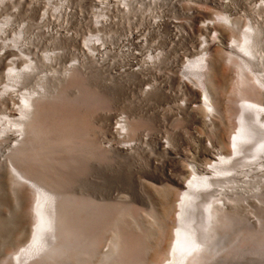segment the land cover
Returning a JSON list of instances; mask_svg holds the SVG:
<instances>
[{
  "label": "rangeland",
  "instance_id": "obj_1",
  "mask_svg": "<svg viewBox=\"0 0 264 264\" xmlns=\"http://www.w3.org/2000/svg\"><path fill=\"white\" fill-rule=\"evenodd\" d=\"M9 1L11 0H6L0 8V20L8 16L13 21L5 37L8 35L7 40L10 42L17 29L25 28V37L30 40L33 38L28 52L30 55L36 53V61L39 64L36 74L21 85V90L37 88L36 77L47 75L49 79L46 78L43 84L45 83L48 94L60 95L59 92H62L63 97L62 101L50 105L51 119L56 127L59 126L57 129L60 132L66 129L64 133L70 132L74 137L70 150L57 151L58 157L55 154L57 163L37 164L36 168L43 171L41 174L45 177L64 185H61L63 192L95 197L104 211H110L103 214V235L99 252L94 254L88 264H110L117 258L119 251L114 250V243L117 239L115 230L118 227L124 236L127 234L130 247L140 252L137 264H162L167 247L165 239L163 242L157 239L161 232L159 224L162 221L168 233H173L181 185L190 177V165L194 162L203 164L216 157L217 153L229 155L232 151L229 138L235 126L232 113L234 70L225 60L228 50L223 46L222 49L216 47L213 50H217L218 54H215L220 59V70L226 74L221 85L223 90L220 88L224 105L222 111L214 116V121L218 123L216 127L205 123L204 106L200 104L202 108H190L197 107L199 102L191 101L187 90L184 94L179 90L182 89L180 68L187 59L196 56L195 51L200 40L209 39L214 34L212 31L200 30V25L213 19L224 23L218 16L228 13L232 17L234 13L232 18L236 17L237 26L231 36L237 38L232 39L238 40V37L241 38L240 32L249 22L250 25L255 22L254 25H263V9L257 6L262 0H134L129 12H124L120 6L111 5L105 15L109 20L104 22L103 17L99 15V2L103 0H68L71 14L67 18L58 17L55 13L57 0H20L19 5V0ZM223 2H230L232 10L228 5L227 10L222 5ZM45 9L50 13L47 16V22L51 25L49 32L45 31V23L41 20ZM193 10L196 11V20L192 24L190 16ZM160 15L164 19L161 28H151L155 16ZM190 25H194L193 28ZM131 29L137 30L140 38L143 33L148 32L145 44L131 43V53L136 55L134 59L131 54L121 52L117 47L120 39L125 38ZM95 35L104 38L109 47L108 62L104 66L94 62L85 43L88 37H96ZM230 40L229 36L224 46H227ZM150 51L152 54L158 51L163 53V59L158 66L149 70L142 68L143 72L133 73V68L145 65ZM54 52L57 54L56 59L45 65L43 56ZM15 54V51L12 52L8 58H17ZM24 54L21 53L22 59L18 67L25 64L26 52ZM78 62L82 65L80 71L76 67V71H72H75L74 76L64 79L65 70ZM10 68L11 65L5 62L0 64V86L7 81L5 73ZM148 89L152 90L150 94H146ZM183 99L191 101L186 111L180 110ZM10 105L12 103L6 101V106ZM2 111L3 108H0V116L4 113ZM191 111L197 121L187 114ZM120 117H126L127 121L134 123L137 130H128L126 136L120 135L116 131ZM68 125L70 127H66ZM128 140H133L140 147L125 151L126 153L119 150ZM169 141L171 151L167 148ZM0 171L7 200L3 223L6 221L0 228L1 264L6 257H14L16 251L29 240L32 218L29 190L23 188L20 191L23 203L18 205L7 165L3 164ZM176 179L180 187L175 183ZM166 189H170L168 199L165 196ZM109 249L113 250L112 254L106 257L105 253ZM5 264H11V261Z\"/></svg>",
  "mask_w": 264,
  "mask_h": 264
},
{
  "label": "bare ground",
  "instance_id": "obj_2",
  "mask_svg": "<svg viewBox=\"0 0 264 264\" xmlns=\"http://www.w3.org/2000/svg\"><path fill=\"white\" fill-rule=\"evenodd\" d=\"M133 1L103 0L99 2L101 4L99 15L103 17V22L109 20L105 15L111 5L120 6L124 12H129ZM5 2L6 0H0V8ZM229 3L223 2L222 5L225 8L228 5L230 8ZM19 4L20 0L17 5ZM257 6L262 7L264 13V0ZM51 10L52 14L53 9ZM54 11L58 17L67 18L71 14L68 0H57ZM48 13L45 9L41 14L46 32L51 31V25L47 22ZM190 17L193 24L196 20V11L193 10ZM232 17L225 13L218 16L224 23L213 19L199 26L200 30L212 31L214 34L209 39L200 40L195 51L196 56L182 64L180 68L182 89H179L182 93L187 90L191 101L199 102L197 107L190 108L204 106L208 118H205V123L216 127L218 123L214 121V116L222 111L224 105L221 94L223 92L220 88L226 74L220 70L217 50H215L217 54L213 50L216 47L221 49L225 47L228 50L225 60L234 70L232 113L235 126L229 138L232 151L227 156L217 153L216 157L203 164L194 162L190 165V177L181 185L182 191L178 199L173 233H168L162 221L159 224L161 232L157 239L162 242L165 239L167 247L162 264H264V23L262 21L263 25H254L256 22L253 25L247 23L246 28L240 32L241 38L234 40L232 38L236 37L231 34L237 26V21L235 16ZM155 18L151 28L160 29L164 19L161 15ZM263 19L264 15L261 20ZM12 22L8 16L0 20V64L5 62L11 65L5 73L7 81L0 86V108H3L2 112H4L0 116V170L3 164L7 165L8 176L18 205L23 203L20 199V191L23 188L29 190L32 229L29 240L16 251L15 256L6 257L2 263L11 261V264H88L94 254L99 252L103 235V214L110 211H104L95 197L69 195L63 192L64 185L45 177L41 174L43 171L36 168L37 164L55 163L58 160L56 159L58 152L62 151L61 149L64 151L71 148L70 143L74 137L70 132L64 133L66 129L60 132L57 129L59 126L56 127L51 119L50 105L62 101L63 97L62 92H59L60 95L48 94V90L46 91L44 87L45 83L43 84L48 78L47 75L36 77L37 88L29 91L21 90V85L30 76L36 74L39 64L36 61V53L30 55L28 52L33 38L30 40L25 37V28L20 26L13 39L10 38L12 39L10 42L7 40L8 35L5 37ZM193 26L190 25L191 28ZM132 30L125 35V38L120 39L117 47L121 52L131 54L134 59L136 55L131 53V43L145 44L148 32L143 33V37L140 38L139 32ZM177 35L179 38L180 34ZM229 36L231 40L227 46H224ZM85 41L94 62L104 66L108 62L109 50L106 40L96 36L88 37ZM14 51L17 58H8ZM24 52L27 59L24 60L23 66L18 67L22 59L21 53ZM163 56L161 51L154 54L150 51L145 65L141 64L140 67L133 68L132 72L136 74L141 72L142 68L149 70L157 67ZM43 57L46 65L48 62H53L57 54L54 52ZM80 66L82 65L79 62L70 65L63 73L64 79L73 77L76 67L79 70ZM74 69L75 71L72 72ZM151 92L152 90L148 89L146 94ZM188 100L183 99L180 110L186 111L191 102ZM6 101H10L12 105L6 106ZM52 109L54 110L53 106ZM187 114L197 121L192 111ZM125 118L120 117L117 120L119 128H116V131L122 136L128 135V130H137L136 125ZM167 144L169 145L167 148L170 149V141ZM137 146L136 142L128 140L119 150L126 153L125 151L138 149ZM166 151L165 149V153ZM55 154H58L57 157ZM3 183L0 171V228L6 221L3 223L4 207L7 205ZM175 183L180 187L177 179ZM168 191L170 189H166L167 199ZM115 231H117V239L114 250H118L119 254L110 264H137L140 252L130 247L128 243L130 238L127 241V234L124 236L119 227ZM158 240L157 244H159ZM112 251L109 249L105 256L109 257Z\"/></svg>",
  "mask_w": 264,
  "mask_h": 264
}]
</instances>
